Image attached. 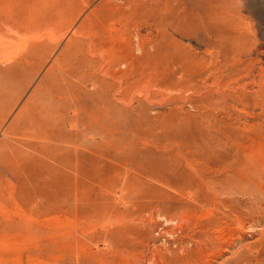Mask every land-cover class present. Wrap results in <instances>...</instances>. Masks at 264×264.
<instances>
[{
  "label": "rangeland",
  "instance_id": "obj_1",
  "mask_svg": "<svg viewBox=\"0 0 264 264\" xmlns=\"http://www.w3.org/2000/svg\"><path fill=\"white\" fill-rule=\"evenodd\" d=\"M263 165L264 0H0V264H264Z\"/></svg>",
  "mask_w": 264,
  "mask_h": 264
},
{
  "label": "bare ground",
  "instance_id": "obj_2",
  "mask_svg": "<svg viewBox=\"0 0 264 264\" xmlns=\"http://www.w3.org/2000/svg\"><path fill=\"white\" fill-rule=\"evenodd\" d=\"M205 33V36H206V41L204 42V44L202 46H200L199 49H202V50H196V52H193L194 53V57L196 60H200V66L202 67H205L206 70L207 69H212L216 63H217V58L219 56V49H218V42H216L214 40V35L212 33H207L206 31H204ZM204 58H203V57ZM219 66V65H218ZM201 67V68H202ZM208 71V70H207ZM216 74V73H215ZM211 76V75H210ZM209 76V77H210ZM218 76V75H217ZM211 80L210 79H207L206 81H204L205 83H203L204 86H206V88L208 90H213L214 94L213 95H209L208 97V106L210 108H213V110H217L220 109V110H224L225 108V105L226 107L228 105L231 104V107L232 105L234 104L231 99H229V96L224 94V93H218L217 91V88L220 86V85H224L226 82H223V84L221 83V81L217 82V83H213V82H210ZM214 81V80H213ZM228 90V89H227ZM235 102V101H234ZM233 103V104H232ZM233 107H235L233 105ZM232 107V108H233ZM229 108V107H227ZM226 109V108H225ZM227 110V109H226ZM222 112V111H221ZM224 113V112H223ZM228 113V112H227ZM230 113V112H229ZM246 113V112H245ZM226 114V113H225ZM222 115V114H221ZM224 115V114H223ZM231 114H229L230 116ZM233 115V114H232ZM228 118V117H226ZM231 120V117L229 118ZM228 119V120H229ZM233 119V118H232ZM229 120V121H230ZM232 121V120H231ZM250 159V158H249ZM257 163V162H255ZM253 162V160H246L243 167L242 168H233L230 170L231 173L227 176L228 177V189L229 190H241V189H244L245 187H249L251 188L252 186H254L255 182H256V179L260 177V172H263V167L260 166L259 164H255ZM264 166V165H263ZM264 179V178H263ZM225 182H227L225 180ZM261 182V181H260ZM262 185V184H261ZM258 186V185H257ZM253 188V187H252ZM227 189V190H228ZM252 190V189H251ZM261 190V189H260ZM247 192V191H246ZM244 193V192H243ZM254 193V192H253ZM234 194V192H233ZM264 194V193H263ZM241 195V194H239ZM249 195V194H248ZM260 195V193H259ZM255 196V195H254ZM263 197V196H262ZM249 198V197H248ZM260 200V198H259ZM251 208V207H250ZM229 209V208H228ZM232 210V209H231ZM234 210V209H233ZM236 211V210H235ZM233 212V211H232ZM236 213V212H235ZM235 213H234V216H235ZM256 214V212H255ZM228 215L231 217V212L230 214L228 213ZM228 215L225 216L224 219H228ZM243 215V214H242ZM232 216L233 219H236L237 216ZM224 217V216H223ZM240 217V216H239ZM245 217V215H244ZM249 217V216H248ZM251 218V219H250ZM250 220L253 221L254 224H260V220L259 218L257 219L254 214H251L250 213ZM222 219V218H221ZM231 220V218H229ZM239 219V218H237ZM247 219V218H246ZM248 219V220H249ZM220 220V219H219ZM262 220V219H261ZM223 221V219H222ZM226 221V220H225ZM238 224L239 227H241L242 229V224L240 223L239 220H235ZM218 222V221H217ZM224 223V222H223ZM233 223V222H231ZM237 226V227H238ZM231 229V228H230ZM250 229V228H249ZM255 230V229H254ZM264 259V258H263ZM258 263V262H257ZM256 264V263H255Z\"/></svg>",
  "mask_w": 264,
  "mask_h": 264
}]
</instances>
